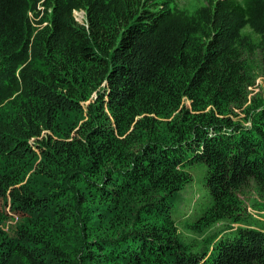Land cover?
Listing matches in <instances>:
<instances>
[{"label": "trees", "instance_id": "16d2710c", "mask_svg": "<svg viewBox=\"0 0 264 264\" xmlns=\"http://www.w3.org/2000/svg\"><path fill=\"white\" fill-rule=\"evenodd\" d=\"M204 1L0 0V264H264V0Z\"/></svg>", "mask_w": 264, "mask_h": 264}, {"label": "rangeland", "instance_id": "374dc122", "mask_svg": "<svg viewBox=\"0 0 264 264\" xmlns=\"http://www.w3.org/2000/svg\"><path fill=\"white\" fill-rule=\"evenodd\" d=\"M182 4L186 5L190 10L199 7L205 4L204 0H181ZM75 16L80 21L82 20V13L75 12ZM194 181L193 183L185 190L183 197L186 200L187 204H191V207L194 203H197L199 197L205 194L202 190V169L196 167L192 172ZM252 211L251 208H249ZM190 213V211L188 212ZM30 216L25 213L17 212L13 210L11 206L10 197L8 195L4 196L0 200V229L2 230L4 236L15 239L18 232L27 226L29 223ZM182 232L186 233L183 229ZM185 236H190L186 234Z\"/></svg>", "mask_w": 264, "mask_h": 264}, {"label": "built area", "instance_id": "2783aa9c", "mask_svg": "<svg viewBox=\"0 0 264 264\" xmlns=\"http://www.w3.org/2000/svg\"><path fill=\"white\" fill-rule=\"evenodd\" d=\"M78 12H76V14H77Z\"/></svg>", "mask_w": 264, "mask_h": 264}]
</instances>
